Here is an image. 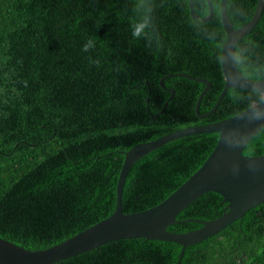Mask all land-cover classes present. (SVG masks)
I'll return each instance as SVG.
<instances>
[{"label":"trees","instance_id":"16d2710c","mask_svg":"<svg viewBox=\"0 0 264 264\" xmlns=\"http://www.w3.org/2000/svg\"><path fill=\"white\" fill-rule=\"evenodd\" d=\"M258 0H226L239 28ZM199 16L206 0H192ZM196 21L188 0H0V238L44 249L109 216L124 152L177 129L217 122L260 102L253 90L229 88L220 68L225 33L220 0ZM138 25L140 35H134ZM87 51L84 45L89 44ZM239 72L264 80V6L234 48ZM173 88L174 94L165 88ZM167 104L164 106L165 101ZM218 138L208 132L168 141L136 159L122 188L124 213L167 197L206 159ZM264 153V127L242 150ZM226 207L207 192L175 217L209 220ZM195 221L169 225L185 232ZM181 245L120 239L52 264H176ZM179 264H264V202L218 233L187 245Z\"/></svg>","mask_w":264,"mask_h":264},{"label":"water","instance_id":"95a60500","mask_svg":"<svg viewBox=\"0 0 264 264\" xmlns=\"http://www.w3.org/2000/svg\"><path fill=\"white\" fill-rule=\"evenodd\" d=\"M206 2L208 14L202 17L194 11L192 0H188L189 14L192 19L206 22L212 17L211 0H206ZM263 6L264 0H258L251 19L235 29L226 12V0H220V21L225 33L220 53V68L224 84L209 111L202 114L198 111L202 96L211 85L208 80L182 72L168 73L159 79L161 86L165 78L174 76L187 77L204 83L205 86L199 93L194 107L199 118L206 117L215 111L229 88L257 91L263 97L260 102L226 119L183 127L155 140L135 144L124 152L116 182L115 208L109 216L44 249L31 250L0 238V264H52L112 241L131 238L180 244L181 248L176 262L179 264L187 245L218 233L242 217L249 209L264 202V153L259 155L242 153L248 140L264 127V80H251L243 76L234 61L236 43L253 30L261 16ZM165 89L170 92L168 99L172 98L174 89ZM208 132L218 133L215 146L202 164L183 183L162 201L149 208L130 213L122 211L123 183L129 167L136 159L168 141ZM207 192L219 194L222 202L226 203L225 209L219 216L209 220L175 219L184 207ZM184 221H195L201 225L185 232H173L166 229L169 225Z\"/></svg>","mask_w":264,"mask_h":264},{"label":"clouds","instance_id":"9594fccd","mask_svg":"<svg viewBox=\"0 0 264 264\" xmlns=\"http://www.w3.org/2000/svg\"><path fill=\"white\" fill-rule=\"evenodd\" d=\"M143 30L142 25H138L137 28L134 30V35H140L141 31ZM91 41H89V44L84 45V50L87 51L88 47L90 46Z\"/></svg>","mask_w":264,"mask_h":264}]
</instances>
